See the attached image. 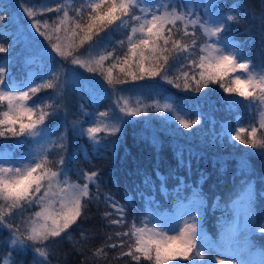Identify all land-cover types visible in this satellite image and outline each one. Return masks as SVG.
I'll list each match as a JSON object with an SVG mask.
<instances>
[{"label": "snow or ice", "instance_id": "1", "mask_svg": "<svg viewBox=\"0 0 264 264\" xmlns=\"http://www.w3.org/2000/svg\"><path fill=\"white\" fill-rule=\"evenodd\" d=\"M22 7L32 21L31 28L48 42L55 57L103 79L117 97L118 112H82L90 117L87 127L85 121L75 120L71 129L55 136L48 121L59 118L61 112L60 71H52L39 82L17 81L7 76L8 66L0 63V139H15L16 147L28 148L17 158L6 144L0 145V231L9 234L3 264H17L14 257L29 252L32 264H50L51 247L61 239L72 241V232L88 218V206L101 202L98 171L76 169L79 182L71 178L72 162L65 156L69 131L100 145L101 133L118 138L126 118L146 116L150 108L168 114L185 130L201 124L199 116L193 119L172 103L141 106L137 101L133 105L122 94L127 91L123 85L159 77L178 89L197 93L218 86L230 98V109L255 113L254 124L244 126L238 117L225 134L238 145L264 155V62L255 65L228 36L231 25L245 15L239 7L225 12L220 0H83L79 7L61 3L41 9L22 0ZM52 12L57 14L52 23L36 19L38 14ZM117 31L123 38L113 43L112 33ZM8 51L0 43V53ZM55 57L53 61L58 63ZM173 71L175 75H171ZM48 90V96H39ZM176 196L175 211L164 214L150 208L140 214L139 224L135 217L131 223L125 220L127 199L121 204L111 194L103 197V203L113 210L103 218L109 225L126 228L114 233L119 244H107L109 248L127 246L116 259L127 256L129 264H254L235 246L239 214L244 217L246 238L264 235V221L257 222L255 217L251 184H246L243 195L233 202L234 219L219 242L210 241L203 233L202 198L197 194L185 205L179 191ZM148 203L154 201L149 197ZM114 213L118 218L110 219ZM81 237L87 239L82 229ZM112 239L109 234L107 240ZM102 252L98 249L96 255ZM213 252L233 259L218 258ZM260 256L259 264H264V252Z\"/></svg>", "mask_w": 264, "mask_h": 264}, {"label": "trees", "instance_id": "2", "mask_svg": "<svg viewBox=\"0 0 264 264\" xmlns=\"http://www.w3.org/2000/svg\"><path fill=\"white\" fill-rule=\"evenodd\" d=\"M20 2L0 0V43L9 49L7 53H0V63L8 66L7 76L17 81L29 79L31 70L39 79L54 70L60 71L61 112L59 118L48 121L55 136L66 128L71 129L73 121H85L86 116L82 112H90L94 106H98L94 110L100 112L110 109V112H116V100L103 79L55 57L48 42L31 28L32 21L24 13ZM82 2L30 0V6L41 9L71 3L73 7H79ZM193 2L200 3V0ZM220 3L225 6V12L235 6L245 13L238 24L231 25L228 36L247 58L260 65L264 62V23H261L264 20V0H220ZM56 15L55 12L43 16L38 14L36 19L52 23ZM122 38L121 32L112 33L113 43ZM53 57L58 63H54ZM175 74L174 71L171 73ZM121 87L127 90L122 94L133 105L137 101L141 106L153 105L160 103L164 96L171 95L178 109L191 113L201 111L204 117H201L199 126L185 130L165 114H158L150 108L146 116L129 118L118 138L102 134L101 146L95 149L84 142L85 137L69 131L65 156L72 162V180L77 181L76 169L98 171L102 196L101 202L88 206V218L72 232L73 240L61 239L51 247L50 264H129L127 256L116 259L119 252L127 250L126 245L123 248L107 247L109 243H120L115 232L126 230L109 225L103 218L105 212L113 211L103 203V197L109 194L121 204L127 199L128 215L125 220L131 223L135 217L137 224L140 223V214L148 208L160 213L172 212L177 206V191L180 200L185 202L195 199L198 194L205 204L202 227L212 237L218 238L234 219L233 202L241 196L246 184H251L256 220L264 221V155L236 142L230 143L221 126L223 122L235 126L238 117L240 122L248 123L249 111L230 109L227 103L230 98L218 86H210V89L197 93L178 89L157 77ZM50 93L51 90H48L39 93V96L46 97ZM5 144L17 158L28 149L27 146L16 147L15 139H0V145ZM149 197L154 201L151 205ZM111 218L118 217L114 213ZM81 229L87 239H82ZM109 234L113 236L111 241L107 240ZM6 236V230L0 231V257L7 251L4 243ZM249 244L250 249L264 252V235L252 234ZM98 249H103L100 255H96ZM17 264L20 261L17 260ZM23 264H30V261Z\"/></svg>", "mask_w": 264, "mask_h": 264}, {"label": "rangeland", "instance_id": "3", "mask_svg": "<svg viewBox=\"0 0 264 264\" xmlns=\"http://www.w3.org/2000/svg\"><path fill=\"white\" fill-rule=\"evenodd\" d=\"M27 4L30 6L31 4H30V0H27ZM20 5H21V8L23 9V7H22V0H21V2H20ZM236 43V42H235ZM237 74H239V73H237ZM28 80H35L36 82H39L40 81V79L37 77V74L33 71V70H31V72H30V78L28 79ZM128 92H131V91H128ZM113 98L116 100L117 99V97H115L114 95H113ZM164 103H172V104H174V101H173V97L171 96V95H166V96H164L163 98H162V100L160 101V104L162 105V104H164ZM175 105V104H174ZM176 106V105H175ZM97 108H99L98 106H94L93 108H92V110L90 111V112H87V113H90V114H93V115H98V113L100 112V111H97V110H94V109H97ZM115 109H116V106H115ZM181 112H183V113H187L191 118H193V119H195L197 116H199L200 117V119H201V117H204V115L203 114H201V111H199V112H193V113H191L190 111H183V110H181V109H179ZM110 111H112V109H110ZM116 112H118V109H116ZM165 115L168 117V114H166L165 113ZM88 118H89V116H86V119H85V121H86V125H85V127H87L88 126V123H87V121H88ZM169 118V117H168ZM171 119V118H170ZM126 120H127V122L129 121V118H126ZM126 122V123H127ZM125 123V124H126ZM244 126H248L250 123H252V124H254L255 123V116H254V113H250V115H249V122L248 123H244V122H241ZM125 124L122 126V129H123V127L125 126ZM236 125V124H235ZM221 126L223 127L222 129H226V128H228L229 126H231V125H229L227 122H223L222 124H221ZM232 127H234V126H232ZM122 131V130H121ZM102 134L103 133H101L100 135H101V137H102ZM85 137V139L87 140V141H85V139H84V142H86V144H88V146L89 147H91L92 145L94 146V149L95 148H100V146H101V143H100V145H94L91 141H89L88 140V138L86 137V136H84ZM83 137V138H84ZM54 138V137H53ZM230 143H233V142H235V141H232V140H230L229 141ZM89 143H90V145H89ZM26 152V151H25ZM243 195V194H242ZM241 195V196H242ZM193 199H189V200H187L186 202H183L185 205H187V204H189L190 203V201H192ZM205 206V204L203 203V206H202V208H201V212H200V224L202 225V223H203V215H204V213H205V211L203 210V207ZM175 210H176V208H175ZM174 210V211H175ZM233 214H234V206H233ZM243 224H244V217H243V215L242 214H239V216H238V225H239V228H240V232H239V234H238V236L236 237V247H238V248H240L241 250H242V252H243V255L246 257V258H248V251L250 250L249 249V247L251 246L250 244H249V240H250V238H251V236H252V234L251 235H248L247 236V238H246V236H245V233H244V231H243ZM6 233H7V236H6V238L4 239V243L7 241V239H8V232L6 231ZM203 233L205 234V231L203 230ZM206 235V234H205ZM207 236V235H206ZM208 238V237H207ZM210 241H212V242H217V241H215V240H213V239H211V238H208ZM221 239V238H220ZM220 241V240H219ZM7 250V249H6ZM7 252V251H6ZM260 254L261 253H259L256 257H255V259H254V264H259V260L261 259V256H260ZM6 255V253L3 255V257ZM212 255L213 256H217L218 258H222V259H227V260H231V259H233V257H225L224 255H223V253L221 252V253H216V252H213L212 253ZM3 257H0V264H3ZM14 259H16V260H18V262L19 261H23V263H25L26 261H30V264H32V260H33V254L31 253V252H29V254L27 255V256H24V257H14Z\"/></svg>", "mask_w": 264, "mask_h": 264}]
</instances>
